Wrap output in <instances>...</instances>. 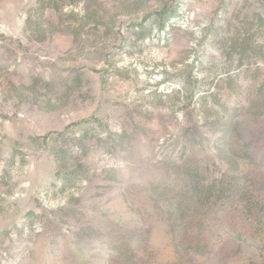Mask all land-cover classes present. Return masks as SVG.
<instances>
[{
    "label": "rangeland",
    "instance_id": "obj_1",
    "mask_svg": "<svg viewBox=\"0 0 264 264\" xmlns=\"http://www.w3.org/2000/svg\"><path fill=\"white\" fill-rule=\"evenodd\" d=\"M261 208L264 0H0V264H264Z\"/></svg>",
    "mask_w": 264,
    "mask_h": 264
},
{
    "label": "trees",
    "instance_id": "obj_2",
    "mask_svg": "<svg viewBox=\"0 0 264 264\" xmlns=\"http://www.w3.org/2000/svg\"><path fill=\"white\" fill-rule=\"evenodd\" d=\"M169 13L166 11H159L156 12L154 14L153 18L150 17H146L144 22L141 24H138L135 28L131 29V34L132 36H134L137 40H146L149 39L152 33V24H156L158 27V30H163L167 24V21L169 19ZM61 144L60 145V149L57 151V155L56 157L58 158V162L60 165L64 164L65 159H66V151H63L62 148V144L65 145V142L67 141L64 140V135L60 136ZM67 182V180H64ZM225 194V193H229L231 196L235 195V194H242L244 197V203L246 204L247 207H252V203L253 202V198L252 196L248 195L247 192H242L241 187L238 184H232L231 182L228 183L227 180L221 178L219 181H217L216 183L208 186L207 188H205V194L212 196L214 194ZM254 206L256 207L257 204H254ZM256 209V208H255ZM260 209V208H259ZM258 220L261 222L263 220V217L261 216V213H263L264 210H258Z\"/></svg>",
    "mask_w": 264,
    "mask_h": 264
}]
</instances>
